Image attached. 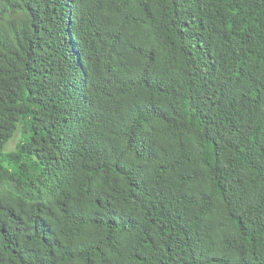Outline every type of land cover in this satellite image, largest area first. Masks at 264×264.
Instances as JSON below:
<instances>
[{
  "label": "trees",
  "instance_id": "1",
  "mask_svg": "<svg viewBox=\"0 0 264 264\" xmlns=\"http://www.w3.org/2000/svg\"><path fill=\"white\" fill-rule=\"evenodd\" d=\"M8 2L0 264H264V0Z\"/></svg>",
  "mask_w": 264,
  "mask_h": 264
},
{
  "label": "rangeland",
  "instance_id": "2",
  "mask_svg": "<svg viewBox=\"0 0 264 264\" xmlns=\"http://www.w3.org/2000/svg\"><path fill=\"white\" fill-rule=\"evenodd\" d=\"M18 142V139H16L13 143H11L8 147V150H14L16 147V143Z\"/></svg>",
  "mask_w": 264,
  "mask_h": 264
},
{
  "label": "clouds",
  "instance_id": "3",
  "mask_svg": "<svg viewBox=\"0 0 264 264\" xmlns=\"http://www.w3.org/2000/svg\"><path fill=\"white\" fill-rule=\"evenodd\" d=\"M21 0H9V2L7 4H10V5H17L20 3Z\"/></svg>",
  "mask_w": 264,
  "mask_h": 264
},
{
  "label": "bare ground",
  "instance_id": "4",
  "mask_svg": "<svg viewBox=\"0 0 264 264\" xmlns=\"http://www.w3.org/2000/svg\"><path fill=\"white\" fill-rule=\"evenodd\" d=\"M128 25V24H127ZM163 68V67H162ZM176 74V73H175ZM53 187H54V185H53Z\"/></svg>",
  "mask_w": 264,
  "mask_h": 264
}]
</instances>
